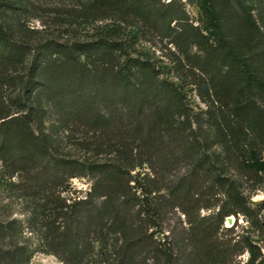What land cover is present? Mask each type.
<instances>
[{
    "label": "rangeland",
    "instance_id": "374dc122",
    "mask_svg": "<svg viewBox=\"0 0 264 264\" xmlns=\"http://www.w3.org/2000/svg\"><path fill=\"white\" fill-rule=\"evenodd\" d=\"M139 1V11L133 10L130 1L121 0L24 2L29 9L28 25L46 29L44 37L88 42L109 36L118 42L127 41V47L121 42L126 48L120 54L150 63L159 73L158 81L165 85L162 101L144 114L146 122L152 124L144 138L134 136L136 110L126 105L111 109L112 129L99 132L68 122L69 104L45 100L44 103H49L42 128L52 138L50 152L39 157L32 155V151L17 149L8 166L0 161V225L6 228L2 243L11 248L26 247L31 254L28 264H121L122 234L111 229L105 220L96 226L91 223L92 211L101 205L107 189L100 186L96 174L61 169L60 163L66 160L120 168L122 181L109 190L114 188L134 240H141L137 264H164L156 250L166 247L173 250V264H194L189 249L190 225L168 190L190 175L196 153L217 155L225 161L226 176L240 184L252 210L250 217L239 213L225 218L213 243L219 249L231 251L235 245L242 247L244 241H249L264 257V173H248L235 159L227 161L226 132L221 120L235 102L253 99L264 109V101L239 86L225 85L222 77L226 73L230 77L232 71L216 59L213 49L218 40L202 0ZM214 1L226 33L242 48L246 42L242 37L248 33L238 11L231 0ZM172 2L179 20L167 26L161 17L165 6ZM243 2L247 3L261 34L255 33L248 39L250 51L242 49L264 75V0ZM207 51L212 55L211 61L207 59ZM19 87L15 82L0 91L3 99H7L6 105L11 101L17 106ZM31 129L35 133L36 125H31ZM29 156L32 163L27 159ZM10 162L15 164L12 166ZM25 166L22 175L21 168ZM22 180L41 184L43 188L27 189ZM201 181L204 195L199 214L213 218L225 197L219 189L209 188L213 182L208 177ZM98 187L100 191H96ZM86 200L89 205L77 204ZM53 226L78 232L79 242L86 250L81 260L69 263L66 255L53 253L58 252L48 232ZM249 256L247 250L232 252L225 264H245Z\"/></svg>",
    "mask_w": 264,
    "mask_h": 264
},
{
    "label": "trees",
    "instance_id": "16d2710c",
    "mask_svg": "<svg viewBox=\"0 0 264 264\" xmlns=\"http://www.w3.org/2000/svg\"><path fill=\"white\" fill-rule=\"evenodd\" d=\"M122 1H130L133 10L139 11V0ZM231 1L239 13L245 33H248L242 37L246 40L242 48L250 51L248 39L255 36V33L260 35V28L247 3L243 0ZM24 2L25 0H0V91L15 82L20 86L16 96L17 106L11 101L10 105H6L7 99H3L0 93V161L8 166L10 157H14L17 149L22 152L32 151V155L39 157H46L50 152L52 138L42 128L47 114L46 104L49 103H44L45 100L69 104L68 122L99 132L110 131L113 127L114 118L109 111L126 105L136 110L132 124L134 136L144 138L152 126L146 122L144 114L164 97L161 91L165 85L158 81L157 70L140 58L121 55L120 51L124 48L121 44L124 43L127 47V41L118 42L109 36L88 42L44 37L46 29H35L28 25L26 17L29 9ZM214 2L202 0V7L218 40L217 47L213 49L216 59L224 68L232 71L230 77L227 73L221 76L226 82L224 84L229 87L239 86L248 94L256 93L264 101V75L254 66L247 55L249 53L228 36ZM174 6V2L168 3L161 17L164 23L167 22V26L179 20ZM74 24L75 22L70 26ZM207 53V59L211 61L212 55L208 51ZM13 72H17L18 76H13ZM221 120L226 132L229 155L227 161L235 159L238 166L248 173H264V109L253 99L235 102ZM31 125H36L35 133L32 132ZM195 155L190 175L168 190L190 225L189 249L193 263L225 264L232 252L247 250L250 256L245 264H264L261 250L249 241H244L242 247L235 245L231 251L219 249L213 243L214 235L225 218L239 213L250 217L252 210L242 195L240 184L226 176L225 161L217 155ZM27 159L30 161V156ZM10 164L13 166L15 163ZM60 165L61 169L65 167L77 170L80 174L93 173L100 177V186H105L107 192L101 205L92 211L91 223L96 226L105 220L111 229L120 232L123 238L121 264H137L141 240H134L125 210L119 204L114 188L109 190L122 181L120 168L113 165L80 164L71 160L62 161ZM26 167L21 168L22 175L23 171L26 172ZM205 177L213 182V186L209 188L219 189L225 197L213 218L200 217L199 214L204 195L201 180ZM21 182L27 189L43 188L41 184H32L30 180ZM100 188H96V191H100ZM88 196L91 197V194ZM87 201L77 204L89 205ZM48 232L55 251H58L53 253L66 255L71 261L69 263L81 260L86 250L79 242L78 232L57 227ZM5 235L6 228L0 225V264H28L31 254L27 248L4 246L2 240ZM156 252L162 255L164 264L174 263L171 247L157 248Z\"/></svg>",
    "mask_w": 264,
    "mask_h": 264
}]
</instances>
